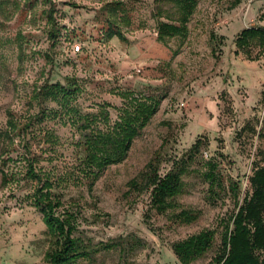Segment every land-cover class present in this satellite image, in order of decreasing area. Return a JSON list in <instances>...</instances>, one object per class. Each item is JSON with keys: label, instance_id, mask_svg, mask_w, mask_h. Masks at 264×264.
<instances>
[{"label": "rangeland", "instance_id": "obj_1", "mask_svg": "<svg viewBox=\"0 0 264 264\" xmlns=\"http://www.w3.org/2000/svg\"><path fill=\"white\" fill-rule=\"evenodd\" d=\"M112 2L126 10L129 24L119 25L124 41L106 38L110 14L102 8ZM51 5L56 39L47 23ZM171 8L160 0H0V146H14L13 159L30 147L38 168L58 181L55 193L65 208L78 213L75 236L94 245L125 239L77 264H180L171 245L202 230L213 231L215 241L192 264H215L226 227L232 228L231 218L251 194L249 179L264 166V50L251 44L247 52L257 59L249 60L235 45L244 30L264 28V0H199L186 40L149 49L157 10ZM75 44L82 53H72ZM68 82L80 88L73 105L81 114L110 106L109 126L122 108L120 93L162 97L126 160L107 168L91 188L79 174L84 151L77 123L49 115L57 105L38 95L45 85ZM8 119L17 125L12 142L4 135ZM45 134L53 135V143H44ZM198 139L202 145L172 210L150 209V191L127 193L154 156L163 176ZM209 164L222 182L213 189L205 178ZM28 194V187H2L0 177V264H47L49 239ZM181 210L198 219L180 224L172 216ZM130 238L140 245L129 249Z\"/></svg>", "mask_w": 264, "mask_h": 264}, {"label": "trees", "instance_id": "obj_2", "mask_svg": "<svg viewBox=\"0 0 264 264\" xmlns=\"http://www.w3.org/2000/svg\"><path fill=\"white\" fill-rule=\"evenodd\" d=\"M198 2L199 0H160V3L172 4V8L158 9L156 12V41L167 47L170 40H186L189 34L188 24ZM102 9L110 14V18L106 20V38L116 37L124 41L119 28L120 23L129 24L124 5L120 2H112ZM53 11L51 5L47 12V23L51 26L50 37L56 39L60 31ZM164 16L165 21H161ZM211 40H215V37L211 36ZM253 43L261 51L264 50V28L251 27L244 30L235 41L238 51L245 52L249 60L257 59L247 52L248 47ZM75 45H80L81 51L72 53L74 55L82 53V45ZM217 59L218 57L216 61ZM79 93V86L74 82H68L65 86L60 83L45 85L38 95L44 101L49 100L57 105L58 111H51L49 115L54 114L55 118L60 119L69 117L72 122L77 123L80 130L79 145L84 151L79 174L91 188L107 168L126 160L133 141L142 135L158 112L162 97L144 96L128 91L120 93L118 96L123 103L122 108L118 111L117 120L109 126V114L105 109L110 106L103 105L97 114L83 115L73 105ZM97 125L107 128L100 130ZM15 131L17 125L8 119L4 135L10 142L13 141ZM45 137V144L53 143L52 134H45ZM201 145L202 141L196 140L180 159L173 162L171 169L163 176L160 175V158L158 155L154 156L128 183L127 193L150 191V209L157 214H165L172 210L175 207V199L184 193L183 178L189 173ZM12 147L14 146H0L1 186L5 188L11 185L15 189L29 188L27 199L41 214L49 239V247L44 255L47 264H77L79 261L90 263L97 253L117 249L120 243L125 242V239H121L113 243L94 245L75 236L78 231V213L65 208L60 195L55 193L58 181L52 178L51 174L38 168L37 156L32 155L29 146H23L24 153L16 159L11 157ZM16 161L24 164L19 168ZM215 169L216 166L209 164L208 173L205 175L212 189L222 185ZM82 178H78L79 181ZM249 185L251 194L245 197L242 206L231 218L232 228L226 227L221 239V252L214 258L215 264H264V166L257 167L253 171ZM232 188V193L235 194L237 185L232 184ZM172 217L180 224L189 225L198 219V214L181 210ZM130 239H128L129 245L127 244L129 249H135L140 245L136 238ZM214 241L213 231L202 230L198 234L174 242L171 250L180 264H192L212 248ZM119 253L124 254L125 248Z\"/></svg>", "mask_w": 264, "mask_h": 264}, {"label": "built area", "instance_id": "obj_3", "mask_svg": "<svg viewBox=\"0 0 264 264\" xmlns=\"http://www.w3.org/2000/svg\"><path fill=\"white\" fill-rule=\"evenodd\" d=\"M72 49H73L72 50L73 53H78L81 51V46L80 45H74ZM136 73L139 75H142V70L138 69V70H136Z\"/></svg>", "mask_w": 264, "mask_h": 264}, {"label": "crops", "instance_id": "obj_4", "mask_svg": "<svg viewBox=\"0 0 264 264\" xmlns=\"http://www.w3.org/2000/svg\"><path fill=\"white\" fill-rule=\"evenodd\" d=\"M160 44L156 41L155 39V42H150L148 45H149V49L151 48H157V45ZM162 46V44H160ZM158 49V48H157Z\"/></svg>", "mask_w": 264, "mask_h": 264}]
</instances>
